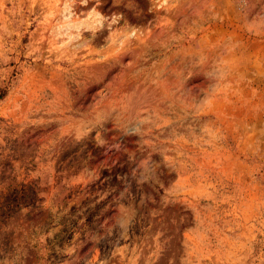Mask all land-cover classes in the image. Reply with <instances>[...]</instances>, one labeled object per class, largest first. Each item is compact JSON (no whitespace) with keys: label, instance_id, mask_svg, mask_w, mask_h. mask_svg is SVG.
<instances>
[{"label":"rangeland","instance_id":"374dc122","mask_svg":"<svg viewBox=\"0 0 264 264\" xmlns=\"http://www.w3.org/2000/svg\"><path fill=\"white\" fill-rule=\"evenodd\" d=\"M0 264H264V0H0Z\"/></svg>","mask_w":264,"mask_h":264}]
</instances>
